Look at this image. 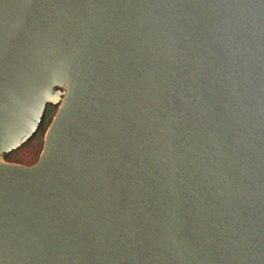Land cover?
I'll return each instance as SVG.
<instances>
[{
	"label": "water",
	"instance_id": "95a60500",
	"mask_svg": "<svg viewBox=\"0 0 264 264\" xmlns=\"http://www.w3.org/2000/svg\"><path fill=\"white\" fill-rule=\"evenodd\" d=\"M0 264H264V0H0Z\"/></svg>",
	"mask_w": 264,
	"mask_h": 264
},
{
	"label": "rangeland",
	"instance_id": "374dc122",
	"mask_svg": "<svg viewBox=\"0 0 264 264\" xmlns=\"http://www.w3.org/2000/svg\"><path fill=\"white\" fill-rule=\"evenodd\" d=\"M32 153H33V150H31V147H27V148L21 150L18 153V156L22 157L25 160H30L32 158Z\"/></svg>",
	"mask_w": 264,
	"mask_h": 264
}]
</instances>
